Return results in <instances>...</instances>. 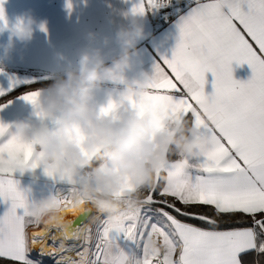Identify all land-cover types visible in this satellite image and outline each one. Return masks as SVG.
Returning <instances> with one entry per match:
<instances>
[{
	"label": "snow or ice",
	"instance_id": "obj_1",
	"mask_svg": "<svg viewBox=\"0 0 264 264\" xmlns=\"http://www.w3.org/2000/svg\"><path fill=\"white\" fill-rule=\"evenodd\" d=\"M132 11L159 14L177 30L171 56L153 64V94L140 103L171 105L173 113L190 116L209 139L202 159L188 166L192 176L185 172L148 190L115 227L96 222L78 236L74 230L87 220L82 215L61 238L29 231L37 226L28 218L27 190L0 163V202L6 205L0 264H253L244 259L249 252L264 255V0H138ZM233 42L252 70L246 81L233 78ZM208 72L214 77L210 94ZM18 83L9 77L0 97ZM34 95L27 91L22 99L34 102ZM58 192L67 206L69 188ZM147 236L163 246L159 255L148 254Z\"/></svg>",
	"mask_w": 264,
	"mask_h": 264
},
{
	"label": "clouds",
	"instance_id": "obj_2",
	"mask_svg": "<svg viewBox=\"0 0 264 264\" xmlns=\"http://www.w3.org/2000/svg\"><path fill=\"white\" fill-rule=\"evenodd\" d=\"M119 14L126 23L116 28L117 54L106 56L93 46L97 34L89 31V43L80 50L76 67L30 90L35 95L34 102L25 101L31 106L29 115L0 120V163L13 173L29 175L33 182L43 175L69 188L67 206L58 191L29 203L28 218L37 230L53 231L57 238L82 215L87 220L74 230L78 236L96 222L107 221L113 227L122 223L140 207L148 190L182 176L209 144L193 119L173 113L171 105L160 108L145 100L141 106L142 98L153 94V74L130 77L129 71L137 41L145 36V15L132 8ZM0 21L9 31L0 44L4 57L17 41L26 44L34 29L45 30L46 25L30 12L10 26L5 14ZM230 52L233 61L242 64L238 42L230 45ZM98 90L105 95L102 104L96 103ZM144 246L151 256L163 250L154 236L145 237Z\"/></svg>",
	"mask_w": 264,
	"mask_h": 264
},
{
	"label": "crops",
	"instance_id": "obj_3",
	"mask_svg": "<svg viewBox=\"0 0 264 264\" xmlns=\"http://www.w3.org/2000/svg\"><path fill=\"white\" fill-rule=\"evenodd\" d=\"M138 0H71V9L67 7L68 0H4L3 9L8 25L16 22L18 17L30 12L37 21L46 22L45 30L34 29L31 41L16 42L11 54L3 56L0 49V87L7 88L9 77L15 78L19 83L17 87L8 92L38 81L51 79L55 74H62L67 67H76V61L80 50L89 41L86 33L89 31L97 34L93 46L100 47L106 56L115 55L119 48L115 40V32L118 25L126 23V19L119 13L127 12ZM167 11V10H165ZM115 21V23L111 22ZM144 38L137 41V54L132 58V69L129 76H140L142 73H153V64L161 56H171L175 46L177 30L171 23H166L157 30H153L148 19L144 16ZM9 31L0 21V44L7 41ZM108 42L105 44L104 39ZM233 78L246 81L251 75L250 66L244 62L237 65L232 62ZM205 93L213 91L214 77L210 72L205 74ZM43 87V86H40ZM35 87V88H40ZM22 91L3 102L5 107L0 109V120L13 121L26 118L31 112V106L22 99V96L30 90ZM8 101H11L8 103ZM105 101L103 90H98L96 103ZM202 158H199V160ZM197 163L196 160L192 164ZM194 169L188 167L186 173L192 176ZM13 178L19 181V187L27 190L29 201L46 197L50 193L65 189L67 185L59 181L47 178L43 175L33 182L29 175L21 176L14 173ZM0 214L6 205L0 202ZM30 231L37 229L30 228ZM139 254V253H137ZM245 260L253 264H264V255L257 256L249 252Z\"/></svg>",
	"mask_w": 264,
	"mask_h": 264
},
{
	"label": "trees",
	"instance_id": "obj_4",
	"mask_svg": "<svg viewBox=\"0 0 264 264\" xmlns=\"http://www.w3.org/2000/svg\"><path fill=\"white\" fill-rule=\"evenodd\" d=\"M51 82H52V78L51 79H48V80H43V81H38V82H35V83H31V84H28V85H23L21 87H18L16 89L8 92L4 96L0 97V102H3L6 99H8V98H10V97H12V96H14V95L22 92V91H25V90H28V89H31V88H35V87L46 86L47 84H49ZM199 210H201V211H208V209L206 207L205 208H201ZM195 223H199V222H195Z\"/></svg>",
	"mask_w": 264,
	"mask_h": 264
},
{
	"label": "built area",
	"instance_id": "obj_5",
	"mask_svg": "<svg viewBox=\"0 0 264 264\" xmlns=\"http://www.w3.org/2000/svg\"><path fill=\"white\" fill-rule=\"evenodd\" d=\"M148 19L153 30H157L166 24L159 14L148 13Z\"/></svg>",
	"mask_w": 264,
	"mask_h": 264
},
{
	"label": "water",
	"instance_id": "obj_6",
	"mask_svg": "<svg viewBox=\"0 0 264 264\" xmlns=\"http://www.w3.org/2000/svg\"><path fill=\"white\" fill-rule=\"evenodd\" d=\"M79 221H77V223H78Z\"/></svg>",
	"mask_w": 264,
	"mask_h": 264
},
{
	"label": "rangeland",
	"instance_id": "obj_7",
	"mask_svg": "<svg viewBox=\"0 0 264 264\" xmlns=\"http://www.w3.org/2000/svg\"><path fill=\"white\" fill-rule=\"evenodd\" d=\"M1 207V206H0Z\"/></svg>",
	"mask_w": 264,
	"mask_h": 264
}]
</instances>
